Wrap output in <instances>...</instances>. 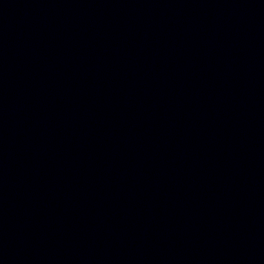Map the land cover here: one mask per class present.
<instances>
[{"label":"water","instance_id":"1","mask_svg":"<svg viewBox=\"0 0 264 264\" xmlns=\"http://www.w3.org/2000/svg\"><path fill=\"white\" fill-rule=\"evenodd\" d=\"M0 264H264V0H0Z\"/></svg>","mask_w":264,"mask_h":264}]
</instances>
